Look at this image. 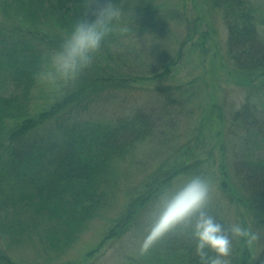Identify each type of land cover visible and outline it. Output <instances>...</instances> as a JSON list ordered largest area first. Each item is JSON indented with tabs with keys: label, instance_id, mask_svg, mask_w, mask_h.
<instances>
[{
	"label": "trees",
	"instance_id": "1",
	"mask_svg": "<svg viewBox=\"0 0 264 264\" xmlns=\"http://www.w3.org/2000/svg\"><path fill=\"white\" fill-rule=\"evenodd\" d=\"M136 1L112 0L123 12L117 29L127 27L129 31L111 33L93 65L75 84L48 90L42 102L34 105L32 95L39 85L35 74L41 70L45 54L58 49L84 17L86 0H0V264H36L14 255L16 246L27 243L39 246L48 261L61 258L116 195L122 196L119 211L98 243L85 251L82 260L59 264H85L106 244L126 237L142 242L147 212L160 191L184 176L208 172L210 165H202L203 160L195 155L199 142H188L178 154L164 152L136 184L121 189L119 164L139 146L159 137L153 116L141 107L114 120L94 119L87 112L92 104L161 75L149 77L152 70H134L138 64L130 61L141 59L120 49L134 29L144 33L153 25L151 3L135 6ZM258 1L204 0L207 13L220 15L227 29L224 56L233 79L264 91V16L259 15L264 0ZM209 28L211 31L195 28L181 42L176 57L165 61L162 75L182 61L183 45L190 39L195 40V50L206 51V41L217 34L214 24ZM222 119L226 120L221 127L225 131L218 134L225 135L229 144L231 174L222 165L218 185L229 200L264 212V156L258 154L264 149V93L263 100L248 96L240 108ZM202 123L196 135L200 140L205 139L203 128L207 126L206 121ZM209 214L225 226L231 225L219 213L209 210ZM260 241V252L252 259L240 239L239 249L244 250L238 264L249 260L264 264V234ZM236 242L232 241L233 247ZM123 264L200 261L196 240L171 234L146 256L128 254Z\"/></svg>",
	"mask_w": 264,
	"mask_h": 264
},
{
	"label": "rangeland",
	"instance_id": "2",
	"mask_svg": "<svg viewBox=\"0 0 264 264\" xmlns=\"http://www.w3.org/2000/svg\"><path fill=\"white\" fill-rule=\"evenodd\" d=\"M142 2L151 3L155 12L151 22L153 25L144 33H137L134 29L124 38L120 49H128L141 59L137 62L130 61L138 64L133 67L134 70H152L148 74L149 77H153L155 73L161 75L156 79L149 78L141 85L136 84L133 88L112 94L92 104L87 111L90 117L98 120H114L127 116L136 107L143 108L153 116L159 137L139 146L134 154L119 164L121 189L136 184L147 170H151L155 163L160 161L165 155L164 152L178 154L181 146L186 143L199 142L195 155L203 160L202 165H210L204 176L210 177L213 185L209 210L219 213L231 224H239L259 232L261 239L264 234V212L259 209L249 210L237 203V199L229 200L228 195L222 192L218 185L223 178L222 165L226 166L231 174V168L228 167L231 155L229 144L223 139L226 136L221 138L218 132L225 131V128L223 131L221 129L226 121L222 118H228L232 111L240 108L248 96L254 100H263V89L240 85L233 79L231 68L226 65L224 56L227 29L220 15L207 13L204 0H138L135 6L143 4ZM256 2L259 4L258 0ZM259 15L264 16V6H261ZM146 21L147 19L144 23ZM210 24H214L217 34L210 36L206 41L207 50H195V40L190 39L183 45L182 61L162 75L164 65L172 61L182 47L181 42L188 39L197 27L201 31H211ZM262 29L264 34V25ZM198 37L199 35L195 36V39ZM48 90V86L39 83L33 91V104L42 102V96ZM258 105H261L260 101ZM204 121L207 126L203 128L202 139H205L200 140L196 135ZM258 154L264 156V149L258 151ZM192 176L194 175L182 177L174 186L182 185ZM120 198L122 199V196H113L112 203L102 209L100 217L90 224L78 242L67 249L61 258L48 261L39 246L28 243L16 246V250L13 249L14 255L36 264L82 260L85 251L98 243L108 222L119 211ZM260 239L249 249L252 259L260 252ZM1 243L4 245V240ZM140 243L126 237L106 244L85 264H123L128 254L139 253ZM239 243L240 240H237L228 258L230 264H238L240 253L244 250L242 247L239 249ZM250 263L254 264L252 260L247 264Z\"/></svg>",
	"mask_w": 264,
	"mask_h": 264
},
{
	"label": "clouds",
	"instance_id": "3",
	"mask_svg": "<svg viewBox=\"0 0 264 264\" xmlns=\"http://www.w3.org/2000/svg\"><path fill=\"white\" fill-rule=\"evenodd\" d=\"M122 8L112 0H86L84 17L68 32L58 49L45 54L38 83L59 91L73 85L94 63L106 38L117 29ZM212 180L194 175L180 186L165 187L146 215V234L139 247V256H146L171 234L190 236L196 240V255L200 264H230L232 241L243 239L251 249L260 233L239 224L225 226L209 214L212 200Z\"/></svg>",
	"mask_w": 264,
	"mask_h": 264
}]
</instances>
